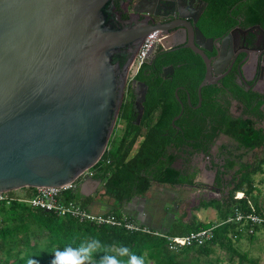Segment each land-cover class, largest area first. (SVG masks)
Instances as JSON below:
<instances>
[{"label": "water", "instance_id": "95a60500", "mask_svg": "<svg viewBox=\"0 0 264 264\" xmlns=\"http://www.w3.org/2000/svg\"><path fill=\"white\" fill-rule=\"evenodd\" d=\"M115 1L0 0V193L74 183L102 159L152 32L189 29L185 46L206 65L199 105L203 88L218 81L196 19L180 15L170 27L126 19Z\"/></svg>", "mask_w": 264, "mask_h": 264}, {"label": "trees", "instance_id": "16d2710c", "mask_svg": "<svg viewBox=\"0 0 264 264\" xmlns=\"http://www.w3.org/2000/svg\"><path fill=\"white\" fill-rule=\"evenodd\" d=\"M182 53L184 59L197 63L196 77L190 87L193 103L197 104L199 101L198 87L204 77L206 66L202 58L193 51L185 49ZM153 66H157V63ZM147 67H149L148 62L144 63L136 74L137 79H145ZM162 67L163 65L158 63L157 71L162 70ZM154 71L156 70L154 69ZM153 74L156 73L153 72ZM212 88V86L203 88L204 102H209L208 93L211 92ZM167 98L168 102L175 99L173 94L172 99L169 95ZM155 99V92L153 91L148 97L146 114L140 125L135 123L136 116L133 109L127 105L122 106L108 149L102 159L91 168L94 179L101 180L103 187L116 198L120 205L135 195L145 194L154 181L171 185L197 183L195 182L196 174L184 175L183 170H178L171 165L177 155L167 154L164 145H167L168 141L161 138L165 127L170 125L174 116L181 112V106L178 103L177 107L172 104H168L169 106L162 105L164 113L155 122L151 118L155 111L154 103H152L155 102ZM241 103L246 106V102L242 99ZM156 106H160V104L157 103ZM191 109L187 106L185 112L188 113ZM251 109L245 107L244 114L239 117L229 114L222 108L216 110L213 118L214 131L210 134V143L212 144L216 137L223 133L232 137L242 148L248 150L264 149V127L260 125L264 119V111L261 103ZM118 123H123L125 126H121L119 129ZM146 131L148 133L142 141V149L132 156L134 146L141 140V136ZM159 145L161 149H158ZM196 149L199 150V147H195ZM243 156V154L238 156V161L232 160L230 157L227 158L228 168L238 167L234 175L236 181L234 190H228L221 200L204 201L199 207H214L221 217L220 225L215 229L214 239L204 246L185 248L179 253L171 252L167 247L166 239L163 237L130 231L121 226L80 222L71 216H60L54 211L35 208L29 202L21 201L19 195L15 196L16 199L11 203L0 202V264H27L30 258L38 260L39 264H49L57 249H63L67 245L77 246L82 241L91 238L101 240L109 248L126 246L135 255L143 257L145 261L147 258L157 259L159 264L163 259L156 250L157 247L165 248L168 253L167 264L175 261L176 257L178 258L188 250H195L199 256L209 255L212 252V246L215 244L230 249L235 254L237 250L234 248L233 238L230 234L236 230L237 223L226 222V220L235 216L237 206L247 211H251L252 207H255L258 212L263 210L258 200L254 198V192L257 189L256 175L264 174V157L259 158L256 163L249 164L243 162V158H241ZM165 157L167 158L166 162L163 161ZM23 190L30 197L35 188L26 187ZM240 190V195H243L242 191H244L247 197L235 198V192ZM14 193L15 191L9 192L11 196ZM61 198L65 201L80 202L86 207L91 199L84 197L79 187L66 190ZM213 225V222L199 221L195 216L189 225L177 229L173 228L170 233L184 235L193 230ZM257 229L254 234L243 235L242 233L239 239L243 236H249L251 240L255 239L260 231H264V228L258 227ZM239 254L242 261L248 259L247 254ZM98 258L99 256H97ZM252 263L260 264L259 259H253Z\"/></svg>", "mask_w": 264, "mask_h": 264}, {"label": "flooded vegetation", "instance_id": "af4514ba", "mask_svg": "<svg viewBox=\"0 0 264 264\" xmlns=\"http://www.w3.org/2000/svg\"><path fill=\"white\" fill-rule=\"evenodd\" d=\"M115 4L124 18L138 15L154 25L170 27L182 20L180 15L196 19L199 40L208 48L206 53L213 58L214 76L219 78L216 83L207 85L213 87L208 93L209 102H204L202 95L201 105L199 101L193 103L190 87L196 77L197 63L184 59L183 50H193L185 46L189 29L178 26L169 32L161 30L162 43L150 52L145 79L130 75L123 105L133 109L135 123L140 125L146 114L148 97L153 91L156 99L152 102L155 111L151 118L155 122L164 113L162 105L177 107V103L180 104L181 112L174 116L161 136L168 141L164 145L167 154L177 155L171 165L183 170L184 175L196 174L197 178L206 174L208 182H197V187L234 190V175L238 167L228 168L227 158L238 161V156L243 154V162L253 164L259 159L249 161L245 157L259 149L242 148L223 133L211 144L210 134L214 131L213 118L219 108L235 117L243 115L245 107L253 109L259 103L264 111V0H116ZM155 63L157 66H153ZM158 63L163 65L160 71H157ZM138 82L144 83L146 88L144 109L137 100L141 90ZM172 94L175 99L169 103L166 97L169 95L172 99ZM157 103L160 106H156ZM187 106L192 108L188 113L185 112ZM118 124V127L125 126ZM260 125L264 127V119ZM147 133L144 132L134 146L132 156L142 149ZM158 149H161L160 145ZM163 159L166 162L167 158Z\"/></svg>", "mask_w": 264, "mask_h": 264}, {"label": "built area", "instance_id": "2783aa9c", "mask_svg": "<svg viewBox=\"0 0 264 264\" xmlns=\"http://www.w3.org/2000/svg\"><path fill=\"white\" fill-rule=\"evenodd\" d=\"M162 34L161 30H156L147 36L132 63L130 75L135 76L143 64L147 62L150 51L162 43ZM89 177H93L91 169L87 170L74 183L61 187H38L35 188L32 196L28 198L21 196L20 200L29 202L35 208L54 211L60 216H71L80 222L96 225L121 226L130 231L144 232L163 237L166 239L167 247L171 252H178L184 248L204 246L215 237V229L220 225L219 223L210 227L193 230L184 235H169L164 232L154 231L148 226L140 225L129 216H118L113 213H95L80 202L74 200L65 201L61 198L66 190L78 188ZM240 192L241 190L235 192V198L242 199L247 197L244 191H242L243 195H240ZM15 199L16 197L11 196L9 193H0V202L6 201L7 203H11ZM226 222L237 223L236 230L232 232L234 239H238L242 233L243 235L254 234L257 232L258 227L264 228V209L258 212L255 207H252L251 211H247L237 206L235 216L228 218Z\"/></svg>", "mask_w": 264, "mask_h": 264}, {"label": "crops", "instance_id": "0c3cea01", "mask_svg": "<svg viewBox=\"0 0 264 264\" xmlns=\"http://www.w3.org/2000/svg\"><path fill=\"white\" fill-rule=\"evenodd\" d=\"M197 179H200V182H208L206 174L198 176ZM79 190L84 197L91 198L87 208L93 212L129 216L140 225L169 235H182L172 234L170 231L189 225L195 216L197 220L206 223H220L217 221L216 208L207 213L208 219L205 220L204 210L213 207H199L204 201L221 200L228 192L204 189L195 184L171 185L154 181L145 194L135 195L120 205L97 179L87 178L80 184ZM13 196L19 195L15 192Z\"/></svg>", "mask_w": 264, "mask_h": 264}, {"label": "rangeland", "instance_id": "374dc122", "mask_svg": "<svg viewBox=\"0 0 264 264\" xmlns=\"http://www.w3.org/2000/svg\"><path fill=\"white\" fill-rule=\"evenodd\" d=\"M121 126H119L120 129ZM119 131V130H117ZM264 157V149L256 150L254 153H250L245 157V160L256 161L259 158ZM256 186L257 189L254 192V198L258 200L259 204L264 209V174L260 173L256 175ZM18 195L28 198L27 192L25 190L20 189L15 191ZM253 198V199H254ZM211 209L204 210V217L207 220V213L210 212ZM209 210V211H208ZM218 212V210L216 209ZM217 221L221 222V217L219 212L217 213ZM217 224V223H216ZM230 236L233 238L232 233ZM234 248L237 250V253L231 252L230 249L224 248L215 244L212 246L211 253L209 255H201L199 256L195 250H188L184 252L178 258H175V261L168 264H253V259H259L260 264H264V231H260L257 234V237L253 240L249 236H243L240 239L233 238ZM185 249V248H184ZM184 249L179 250L177 253L182 252ZM158 253L162 256L161 264H165L167 261L168 253L165 248L157 247L156 249ZM247 254L248 259L242 261L240 258V254ZM145 264H159L157 259L147 258ZM167 264V263H166Z\"/></svg>", "mask_w": 264, "mask_h": 264}, {"label": "clouds", "instance_id": "9594fccd", "mask_svg": "<svg viewBox=\"0 0 264 264\" xmlns=\"http://www.w3.org/2000/svg\"><path fill=\"white\" fill-rule=\"evenodd\" d=\"M27 264H39V261L30 258ZM49 264H145V260L126 246L109 248L101 240L91 238L77 246L67 245L57 249Z\"/></svg>", "mask_w": 264, "mask_h": 264}]
</instances>
